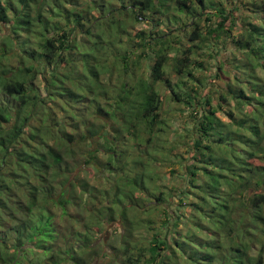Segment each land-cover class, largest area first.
Returning <instances> with one entry per match:
<instances>
[{
  "label": "trees",
  "instance_id": "obj_1",
  "mask_svg": "<svg viewBox=\"0 0 264 264\" xmlns=\"http://www.w3.org/2000/svg\"><path fill=\"white\" fill-rule=\"evenodd\" d=\"M226 1L0 0V264H264L247 239L264 223V0ZM231 48L235 73L221 59L198 77L201 56ZM113 69L118 83H101ZM39 75L43 96L27 89ZM172 111L192 115L183 140L162 139ZM134 133L144 153L120 141ZM181 141L184 181L160 186L155 163ZM114 222L119 243H104Z\"/></svg>",
  "mask_w": 264,
  "mask_h": 264
},
{
  "label": "rangeland",
  "instance_id": "obj_2",
  "mask_svg": "<svg viewBox=\"0 0 264 264\" xmlns=\"http://www.w3.org/2000/svg\"><path fill=\"white\" fill-rule=\"evenodd\" d=\"M212 1L217 3V1H219V0H212ZM232 2H233L232 0L226 1V3L230 6H232ZM208 10H210V8ZM234 17L240 20L241 13L240 12L236 13L234 15ZM148 26L149 25H147L145 23H136L135 25H133V27L130 28V30L135 32L136 30H140L142 28H148ZM238 26L240 27L239 24H238ZM170 30L171 29H169L168 31H170ZM2 34H3V31H2ZM76 39L78 40L79 43L80 42H90L89 38L80 32L76 33ZM183 43L184 44H192L195 42H192V41L188 42V41L184 40ZM228 44L230 47L231 42ZM33 47L35 50H41L42 49L41 47L35 46V45ZM214 53L216 55L213 58L208 56V55H204L203 57L202 56L200 57V60H202V58H204L206 63H208L212 69L210 70V73L208 70L204 71V72H202V70H201V73L199 74L198 77H204L205 79H207V77H209V74L215 76L216 72H219V70H220V69H218V66L220 64L219 61L221 59L222 60L225 59L222 71H224V68H225V69L229 70L230 74H233L236 72V69L232 68L226 59H230L232 57L235 60H239L240 52L238 50H236V49L232 50V48H231L230 51L224 50V51H220L219 53L214 50ZM15 59L11 58L9 63L15 64L16 63ZM142 60L143 61L141 62V66H143V67H142L141 71L144 72V71H147L146 66H148V64H149V59H142ZM257 70L261 75H264V71L260 67H258ZM118 75H119V72L117 69H113L111 71H106V72L102 73L100 76L101 83H104L110 87L115 86L118 83V78H119ZM219 76H220V73H219ZM222 80L226 81L227 79L225 77H223ZM215 81L217 83H222L216 77H215ZM210 82H211V80H210ZM43 84L44 83H43L42 77L39 75L34 83H32V84L27 83V89L30 90V88L35 87L38 90V93H40L43 96V95H45V91L43 89ZM209 87H211V86L209 85ZM162 92L169 94L168 90H166V88L164 86L162 87ZM201 92H202V95L206 94V92L208 94L207 89L204 90V87H202ZM203 96H206V95H203ZM104 100L105 99L103 97L100 98L101 103ZM12 104L15 105L16 102L14 101ZM64 105L66 106L67 103H65ZM87 105H89V103H87ZM72 107H74L73 108L74 114L77 115L79 118H86V119H94L95 118V115L93 113L94 110L92 109V107H87V106H84L83 104H77V105L75 104V105H72ZM73 111L70 109L65 114V116H66L65 117V123H66L65 128L68 132H73V129L68 126V124H70V122H71V117H72ZM167 113H168V115L169 114L172 115L171 117L175 120L177 126L170 123L165 136L162 135V139L166 140V138H174V139L183 140L181 137H179V135L177 133V129L180 128V129L184 130V127H186V128H189V126L191 127L193 124V122L191 120L192 115L181 114V113H178L177 111H172V112H167ZM60 115H63V113H60ZM142 124H143L142 126L145 125L144 123H142ZM175 126H176V128H175ZM127 127H126L125 131L127 130ZM143 132H144V130L141 129L139 134H143L145 136L146 132L145 133H143ZM120 141L125 142V145L128 144L127 146L129 148V150L133 151L134 153L139 154V153H144L146 151L145 145L144 144L141 145L138 142L137 134H135V133H134V137H133L132 141H128L129 143L124 141L123 139H120ZM178 143H180V144H178V146L176 147L175 153H173V151H171L166 160L164 158V161L155 163V165H157L156 167H158L156 169H158L160 171V175H161L160 179H159L160 182H157L160 186H175V185L181 184V182L184 181V178L186 176L187 163L189 162V160L187 158H189V156H190L191 148H188V146H189L188 142L181 141ZM219 145H221V142H220V144H218V146ZM166 146H169L168 143H166ZM84 147H86V145H83L82 148H84ZM223 148L225 151H227L229 148H231V146L224 144L222 146V149ZM158 153H159V160H160L162 158L161 153L160 152H158ZM182 165H184L185 167L183 168ZM173 169L175 170L174 175L171 174ZM95 173H96V169L93 166H88V169L86 170V176L88 177V179L94 180V183H96V180L94 178ZM252 192H253V190L251 191V193ZM133 212H135V210H133ZM262 212L264 215V207L262 208ZM244 228L245 227H243L242 229H240L237 232V234H239L240 238L245 236L244 235V230H245ZM253 229H254V231L253 230L248 231V236H247V239L250 241V245H251V251H250L251 255L253 257H258L260 254H263V259H264V223L263 224L262 223L256 224L255 227H253ZM120 231H121V228L119 225H117L116 222L108 224L107 228L102 233L99 234L100 240L105 243L108 240L113 239V243H114L116 240H119ZM134 233H135L136 237H138L140 239L146 240L147 238H149V234L146 232L145 229H142V228L138 229ZM118 243H119V241L115 242V244H118ZM229 247L230 246L227 245V247H225V249H228ZM231 248L235 249L233 246H231ZM107 260H108V258L104 259L103 261L107 262Z\"/></svg>",
  "mask_w": 264,
  "mask_h": 264
}]
</instances>
